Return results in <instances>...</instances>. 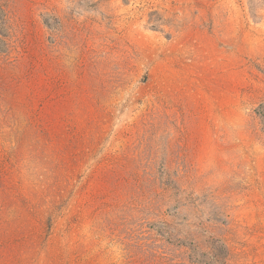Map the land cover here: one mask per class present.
Wrapping results in <instances>:
<instances>
[{"label":"rangeland","instance_id":"1","mask_svg":"<svg viewBox=\"0 0 264 264\" xmlns=\"http://www.w3.org/2000/svg\"><path fill=\"white\" fill-rule=\"evenodd\" d=\"M264 0H0V264H264Z\"/></svg>","mask_w":264,"mask_h":264},{"label":"trees","instance_id":"2","mask_svg":"<svg viewBox=\"0 0 264 264\" xmlns=\"http://www.w3.org/2000/svg\"><path fill=\"white\" fill-rule=\"evenodd\" d=\"M257 114H258V116L261 119L262 132L264 133V102L259 106Z\"/></svg>","mask_w":264,"mask_h":264}]
</instances>
